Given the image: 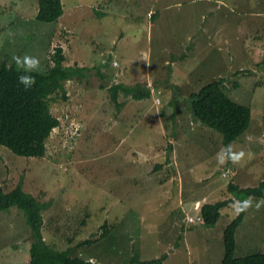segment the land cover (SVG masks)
<instances>
[{
  "label": "rangeland",
  "instance_id": "obj_1",
  "mask_svg": "<svg viewBox=\"0 0 264 264\" xmlns=\"http://www.w3.org/2000/svg\"><path fill=\"white\" fill-rule=\"evenodd\" d=\"M63 1V18L43 23L36 19L38 0H0V61L7 54H34L41 67L53 66L63 45L65 66L87 68L80 79L65 83V93L51 96L60 125L47 140L45 157H19L0 146V188L10 192L22 183L46 204L47 243L74 248V256L89 262L221 264L224 230L237 217L232 203L215 225L197 217L204 203L238 199L229 184L248 188L264 181V53L253 65L234 45L242 30L248 31L244 40L264 47V38L254 39L264 22V0H160L151 15L152 0ZM102 4L104 13L96 10ZM216 27L220 36L208 40L206 28L214 34ZM230 27L228 44L223 34ZM53 41L60 43L52 48ZM50 47L53 53H47ZM111 52L118 67L102 64ZM41 67L37 72L45 73ZM149 69L170 82L147 81ZM113 70L161 92L153 89L142 100L120 95L129 104L118 111L109 91ZM219 76L227 95L252 109L249 130L231 144L251 156L224 166L216 160L225 148L223 135L196 121L189 104L192 93ZM174 81L179 90L170 86ZM171 167L179 181L170 178ZM195 201L202 205L195 208ZM105 225L109 230L100 237ZM31 235L22 210L0 212V264H28ZM236 239V257L264 253V207L247 211ZM86 240L94 243L79 245Z\"/></svg>",
  "mask_w": 264,
  "mask_h": 264
},
{
  "label": "trees",
  "instance_id": "obj_2",
  "mask_svg": "<svg viewBox=\"0 0 264 264\" xmlns=\"http://www.w3.org/2000/svg\"><path fill=\"white\" fill-rule=\"evenodd\" d=\"M63 2V0H38L36 19L43 23L59 22V19H62L64 15L65 5ZM70 16L72 18V14ZM53 42H51L52 48L60 43ZM52 48H49L51 53L54 52ZM10 58V54H7V57L0 61V146L7 148L19 157L43 158L47 153V140L53 130L60 125L59 119L51 113V96L58 92L65 93V83L80 79L87 68L65 66L66 56L63 45L57 46L53 56L54 65L50 67L48 63L45 67L47 69L49 66V68L45 70V73L32 72L35 84L26 90L18 82V76L24 74V70L15 63L9 64ZM98 72L102 75V71ZM153 89L156 94L161 92L156 87L150 88L140 83L135 85L113 84L109 91L111 100L119 111L129 102L120 101V95L133 100H142L151 98ZM189 104L190 111L196 121L223 135L225 147L238 141L249 130L252 123L251 107L242 105L227 95L226 81L221 76L201 87L197 93H192ZM228 188L234 197L241 200L249 196L257 199L264 197V181L258 186L248 188H240L231 183ZM234 200L230 198L216 203H204L200 209L201 221L206 225H215L222 216L221 210L228 207ZM13 207L24 212L32 231L31 246L28 243V247H30L28 264H90L81 256H74V248L59 250L47 243L43 234V212L46 209V204L24 191L22 183H19L10 192H5L0 188V212L9 211ZM246 214L247 212H243L237 215L226 226L223 233L221 264H264V253L262 252H255L239 258L235 256L236 234L244 222ZM104 228L105 231L100 237L106 235L109 230L107 225ZM93 243L94 240H86L79 245ZM156 261L153 260V262ZM131 262L133 264L148 263L141 262L137 258Z\"/></svg>",
  "mask_w": 264,
  "mask_h": 264
},
{
  "label": "clouds",
  "instance_id": "obj_3",
  "mask_svg": "<svg viewBox=\"0 0 264 264\" xmlns=\"http://www.w3.org/2000/svg\"><path fill=\"white\" fill-rule=\"evenodd\" d=\"M101 6L102 5H100V9H96V10L99 12H102ZM149 14L151 15L152 13H149ZM10 35H11V33H10ZM112 56H114V52H111L110 55L106 59L103 60L102 64L104 65V67L108 66L110 63H112V65L115 67L119 66L118 62H116V60L112 59L113 58ZM12 61H14V63L17 66H19L21 69L24 70V74L18 76V82L20 84H22L26 90L31 88L35 84V77L32 76L31 73L34 71H37L40 68L41 61H40L39 57L32 56V55H24L22 57L14 55L12 57ZM50 67H51V65H50ZM106 73H107V71H106ZM113 74L114 73L112 72V75L110 76L111 78L109 80L111 82V86L113 84L119 83L117 80V77H116V79H114ZM147 86L151 87L149 84ZM160 103H161V101H160ZM246 156L250 157L251 153L250 152L246 153L244 150H240L238 152L234 151L232 145L229 144L225 148H222L216 154V160H217L218 165L224 166L225 164H227L229 162H231L233 164H238L241 161H243ZM253 206L255 207L256 211H259L262 207H264V197H261L258 200L252 196H249V197L242 199V200L236 199L230 205V207L233 209V211L236 215H240L243 212H247L249 209L253 208ZM197 219L199 221H201L200 213L198 214ZM90 264H95V261L91 260Z\"/></svg>",
  "mask_w": 264,
  "mask_h": 264
},
{
  "label": "crops",
  "instance_id": "obj_4",
  "mask_svg": "<svg viewBox=\"0 0 264 264\" xmlns=\"http://www.w3.org/2000/svg\"><path fill=\"white\" fill-rule=\"evenodd\" d=\"M151 4H150V9L148 10V12L147 13H156V8H157V6H159L160 5V0H152L151 2H150ZM102 6H103V4H102ZM101 6V7H102ZM111 6H112V2L111 3H108L107 5H106V7H107V9L109 10V9H111ZM102 12L101 13H104L103 12V10H101ZM211 29V28H210ZM210 29H208V28H206V33L209 35V36H211V37H209L208 38V40H212V38H214V39H216V37L218 38L219 36H220V32H221V28L220 27H216V28H213V30H215V33L214 34H212L211 32H210ZM230 29H231V33H229V34H223V36H224V39H227L228 40V44H229V38H230V36L232 35V32H233V30H232V27H230ZM259 29V31H260V28H257L256 29V31ZM245 32H248V31H239L238 32V34H237V37L235 38V42H234V45H236V47H239V48H237L236 50H235V53L236 54H240V55H242L245 59H246V61H249V62H252L253 63V65H254V63H256V61H257V59L259 58L257 55L260 53V50L262 49L263 50V52H261V53H264V47H262V45L263 44H261L260 42H254V41H248V40H244V38H245ZM262 32V33H261ZM259 36H257V37H255L254 39L257 41L258 39H259V37L260 38H264V22H263V24H262V28H261V31L259 32V34H258ZM246 37H248V36H246ZM190 41H192V39L189 37L188 38ZM127 40V38L125 37V36H122L121 38H120V40H119V42L120 43H124L125 41ZM199 43H200V41H199ZM249 44V45H248ZM53 45H51V47H52ZM48 52H50V49L47 51V53ZM237 56V55H236ZM12 57V56H11ZM45 57H47V54H46V56ZM237 60H241L242 58H240L239 56H237V57H235ZM240 58V59H239ZM118 62V61H117ZM12 63H14V61H12V58H10V61H9V64H12ZM44 64L45 63H43V65H42V67L44 66ZM118 65H119V63H118ZM151 65V64H150ZM46 66V65H45ZM44 66V68H45V70H47L48 68H49V66H50V64H49V66H47L48 68L46 69V67ZM115 67V66H114ZM118 67V66H117ZM135 68V67H134ZM113 73H115V72H117V75H116V77L117 78H119V80L122 78L123 79V82H121V83H123V84H125V85H135V84H138V82L137 83H134L133 82V80H134V75H132L131 77H130V79H129V76H127L128 75V73H124L123 75H121V73L119 74L118 73V71H112ZM131 72H133V71H131ZM143 72V69L140 67V70L137 72V73H142ZM146 75H147V81H149L150 79H153L156 83L155 84H158V85H161V84H163V83H166L167 82V80L166 79H162L161 78V76L159 75V74H157V75H155V76H152V74H150V69L145 73ZM159 76V77H158ZM154 77V78H153ZM220 77V76H219ZM216 78H218V77H216ZM149 83H151V82H149ZM185 84H187V82H185ZM144 85V84H143ZM188 85V84H187ZM173 86H175V87H180L179 86V83H178V81H174L173 82ZM160 104H162V101H161V103ZM151 128V127H150ZM142 152L143 151H141V152H136L137 154H141L142 155ZM145 156H149V158H150V156H153V154H144ZM144 163H146V161H144ZM169 165H171V164H169ZM172 165H175V162L174 163H172ZM161 166H163V165H161ZM146 167V170L147 171H152L153 170V168H152V166H145ZM160 167L159 166H157L156 168H155V170L156 169H159ZM154 171V170H153ZM168 171H170L171 172V174H170V178L171 177H173V179H172V181H176V180H178L179 181V175H178V172L177 173H175V171H174V169H172V167L171 168H169V170ZM194 174V173H193ZM194 175H196V174H194ZM169 179V178H168ZM230 199V198H229ZM196 202V205H195V208L196 207H198V206H201L202 204H199V201H195ZM193 207H194V205H193Z\"/></svg>",
  "mask_w": 264,
  "mask_h": 264
},
{
  "label": "built area",
  "instance_id": "obj_5",
  "mask_svg": "<svg viewBox=\"0 0 264 264\" xmlns=\"http://www.w3.org/2000/svg\"><path fill=\"white\" fill-rule=\"evenodd\" d=\"M189 220H190V221H193V218H190Z\"/></svg>",
  "mask_w": 264,
  "mask_h": 264
}]
</instances>
